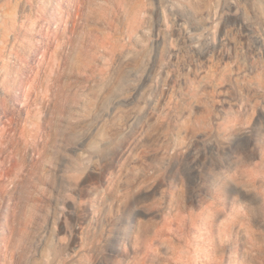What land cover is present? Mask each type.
I'll return each mask as SVG.
<instances>
[{
  "label": "rangeland",
  "instance_id": "obj_1",
  "mask_svg": "<svg viewBox=\"0 0 264 264\" xmlns=\"http://www.w3.org/2000/svg\"><path fill=\"white\" fill-rule=\"evenodd\" d=\"M0 264H264V0H0Z\"/></svg>",
  "mask_w": 264,
  "mask_h": 264
}]
</instances>
